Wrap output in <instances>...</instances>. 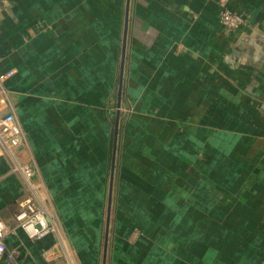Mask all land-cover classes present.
<instances>
[{
	"label": "crops",
	"instance_id": "obj_1",
	"mask_svg": "<svg viewBox=\"0 0 264 264\" xmlns=\"http://www.w3.org/2000/svg\"><path fill=\"white\" fill-rule=\"evenodd\" d=\"M217 1L0 0V91L79 264H264V0H226L237 30ZM25 192L0 157L9 224ZM16 239L41 264L52 237Z\"/></svg>",
	"mask_w": 264,
	"mask_h": 264
},
{
	"label": "built area",
	"instance_id": "obj_2",
	"mask_svg": "<svg viewBox=\"0 0 264 264\" xmlns=\"http://www.w3.org/2000/svg\"><path fill=\"white\" fill-rule=\"evenodd\" d=\"M218 20L225 30H237L243 24V18L226 5V0H218ZM13 70L0 75V79L9 76ZM25 139L20 123L14 113L8 109L4 92L0 91V157L10 161V169L18 173L25 185L26 192L17 202L14 214V224H9L0 215V264H25L28 257L24 254L23 243L17 241V233L23 234L31 241H38L51 236V242L40 247L41 264H77L76 257L70 243L59 225L57 216L45 193V184L37 178L35 169L26 159L22 151ZM25 148V147H24ZM129 236V239L136 238ZM10 239L17 241L15 246L10 245Z\"/></svg>",
	"mask_w": 264,
	"mask_h": 264
},
{
	"label": "rangeland",
	"instance_id": "obj_3",
	"mask_svg": "<svg viewBox=\"0 0 264 264\" xmlns=\"http://www.w3.org/2000/svg\"><path fill=\"white\" fill-rule=\"evenodd\" d=\"M118 109H119V116H120V118L121 119H124V116H125V113H127V114H129V112H130V108H128V107H125V105H121V106H118ZM45 193H46V195H47V199H48V190H47V187H46V185H45ZM48 192V193H47ZM48 202H46V204H50L51 205V207H52V201L49 199V200H47ZM17 208H18V206H17ZM53 208V207H52ZM54 209V208H53ZM16 212V211H15ZM15 212H14V214H15ZM14 214H13V220H14ZM104 219H105V216H104ZM15 221V220H14ZM60 225V224H59ZM61 226V225H60ZM108 227H109V224L107 225ZM62 228V227H61ZM63 229V228H62ZM140 230L138 229V228H135L134 229V231L132 232V235L134 236V235H136L137 234V236H136V238H132L133 240H135V239H140V238H142V237H139V236H141L142 235V233L143 232H139ZM102 241H103V239H102ZM105 252L107 253V249H108V242H107V245H105ZM74 251V250H73ZM75 253V252H74ZM76 259V261H77V264H79V262H78V260H77V258H75ZM107 261V260H106Z\"/></svg>",
	"mask_w": 264,
	"mask_h": 264
},
{
	"label": "trees",
	"instance_id": "obj_4",
	"mask_svg": "<svg viewBox=\"0 0 264 264\" xmlns=\"http://www.w3.org/2000/svg\"><path fill=\"white\" fill-rule=\"evenodd\" d=\"M139 237H142V235L139 236ZM138 239H139V238H138ZM50 242H51V241L47 242L46 244H44V246H47ZM44 246L40 245V247H44Z\"/></svg>",
	"mask_w": 264,
	"mask_h": 264
}]
</instances>
